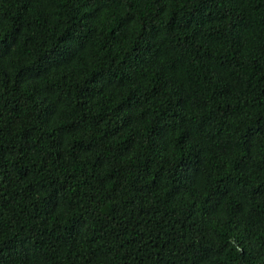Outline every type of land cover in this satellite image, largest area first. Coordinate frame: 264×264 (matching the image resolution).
<instances>
[{
	"label": "trees",
	"instance_id": "obj_1",
	"mask_svg": "<svg viewBox=\"0 0 264 264\" xmlns=\"http://www.w3.org/2000/svg\"><path fill=\"white\" fill-rule=\"evenodd\" d=\"M0 264H264V0H0Z\"/></svg>",
	"mask_w": 264,
	"mask_h": 264
}]
</instances>
